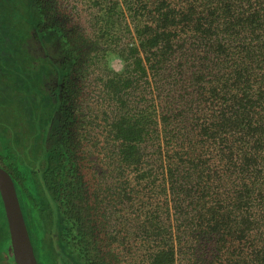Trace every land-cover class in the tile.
<instances>
[{"label":"trees","instance_id":"trees-1","mask_svg":"<svg viewBox=\"0 0 264 264\" xmlns=\"http://www.w3.org/2000/svg\"><path fill=\"white\" fill-rule=\"evenodd\" d=\"M19 3L44 52L48 31L64 44L45 72L59 83L57 142L26 171L13 159L18 176L0 163L39 264V230L70 252L55 264H264V0ZM109 54L122 70L101 71ZM10 238L0 193V264H17Z\"/></svg>","mask_w":264,"mask_h":264},{"label":"rangeland","instance_id":"rangeland-1","mask_svg":"<svg viewBox=\"0 0 264 264\" xmlns=\"http://www.w3.org/2000/svg\"><path fill=\"white\" fill-rule=\"evenodd\" d=\"M19 1V8L21 5L28 7L27 0L24 3L22 0ZM5 2L6 5L0 8V12L5 11V17L3 15L0 18V37L2 46L8 49L4 50V55L0 59V128L4 130L1 131L4 134L18 133L17 137L21 139L16 140V149L9 145L8 150L6 149L7 144L0 140V163L7 164L18 176L17 170L13 167V159L16 158L17 160L15 166L19 167L18 170L26 171L34 166V163L43 162V160H39L42 155L39 144L44 140L51 146L59 138V135H56V132L59 133L57 127L62 125L57 105L59 83L49 82L45 72L52 68V63L47 62V55L56 61L62 55L61 51L64 44L57 33L48 31L47 39H45L47 53L44 52L40 42L34 38V29L31 25V20L34 21L37 18H18L17 15H13L11 0H5ZM25 13L23 12L22 15ZM71 20L77 24L84 25L87 23V18H71ZM16 45L18 47L15 48ZM21 53H23V57ZM2 66H8L15 72L13 73L11 70L4 72ZM104 66V63L100 66L101 71L109 73L122 70L123 65L122 60L117 55L109 54L107 66ZM95 68L99 69V67ZM37 71H43L44 81L38 80L35 75L33 77L31 73ZM27 80H30L28 83L34 85L32 88L28 87ZM35 112L41 114L40 120L38 119L39 124H37L41 128L40 136L36 134ZM46 127L47 130L44 133L43 129ZM3 137L4 135H0V139ZM78 155L79 158L83 159L81 157L83 156L82 151ZM81 163L84 164V161ZM44 215L46 217L47 213L43 211ZM48 225L50 222H44V227H51ZM34 240L36 244L41 241L44 242L46 250L44 261L46 264L58 263L56 261L61 256L64 257V252L67 255L70 254L69 250L61 245L57 231H35ZM7 250L9 256L14 258L11 238Z\"/></svg>","mask_w":264,"mask_h":264},{"label":"water","instance_id":"water-1","mask_svg":"<svg viewBox=\"0 0 264 264\" xmlns=\"http://www.w3.org/2000/svg\"><path fill=\"white\" fill-rule=\"evenodd\" d=\"M0 193L4 202L11 248L16 263L39 264L14 179L2 165H0Z\"/></svg>","mask_w":264,"mask_h":264}]
</instances>
